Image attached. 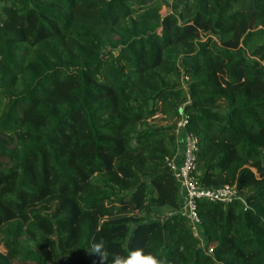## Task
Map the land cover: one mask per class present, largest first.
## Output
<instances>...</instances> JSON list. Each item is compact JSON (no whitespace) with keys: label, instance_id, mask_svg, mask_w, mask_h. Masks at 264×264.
Listing matches in <instances>:
<instances>
[{"label":"trees","instance_id":"obj_1","mask_svg":"<svg viewBox=\"0 0 264 264\" xmlns=\"http://www.w3.org/2000/svg\"><path fill=\"white\" fill-rule=\"evenodd\" d=\"M199 140L203 240L168 159ZM264 264V0H0V264Z\"/></svg>","mask_w":264,"mask_h":264},{"label":"built area","instance_id":"obj_2","mask_svg":"<svg viewBox=\"0 0 264 264\" xmlns=\"http://www.w3.org/2000/svg\"><path fill=\"white\" fill-rule=\"evenodd\" d=\"M188 124V118L182 114L177 126L180 151L175 157L168 159V164L180 185V193L183 200L182 211L190 221L195 236L203 240L197 201L206 199L230 204L239 197V192L236 185H226L219 189L205 188L200 185L196 176L199 140L188 129Z\"/></svg>","mask_w":264,"mask_h":264},{"label":"clouds","instance_id":"obj_3","mask_svg":"<svg viewBox=\"0 0 264 264\" xmlns=\"http://www.w3.org/2000/svg\"><path fill=\"white\" fill-rule=\"evenodd\" d=\"M92 251L100 257V264H106L107 252L103 243L94 244ZM114 264H168V262L166 260H158L151 255L142 256L140 251H136L133 253L131 261L117 259Z\"/></svg>","mask_w":264,"mask_h":264},{"label":"rangeland","instance_id":"obj_4","mask_svg":"<svg viewBox=\"0 0 264 264\" xmlns=\"http://www.w3.org/2000/svg\"><path fill=\"white\" fill-rule=\"evenodd\" d=\"M200 235V233H198Z\"/></svg>","mask_w":264,"mask_h":264}]
</instances>
